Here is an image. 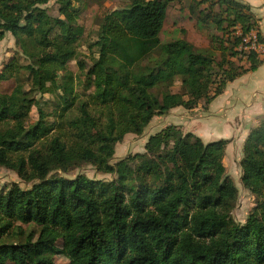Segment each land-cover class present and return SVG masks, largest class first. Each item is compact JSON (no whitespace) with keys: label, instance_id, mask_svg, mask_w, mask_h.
<instances>
[{"label":"trees","instance_id":"1","mask_svg":"<svg viewBox=\"0 0 264 264\" xmlns=\"http://www.w3.org/2000/svg\"><path fill=\"white\" fill-rule=\"evenodd\" d=\"M49 2L0 0V42L9 32L27 60L13 57L0 71V82L18 80L10 94L0 93V167L30 183L0 187V264H56L57 254L70 264H264V118L242 145L240 180L257 198L242 224L232 216L238 190L224 164L227 139L204 142L168 124L148 136L141 152L112 161L126 134H141L154 116L177 106L206 105L228 81L261 64L255 51L238 49L252 29L262 41L250 5L196 1L204 4L198 21L222 30L211 36L212 49L222 50L217 57L184 38L160 44L168 0H128L104 15L90 65L77 61L84 89L93 88L85 99L67 70L84 30L74 23L78 8L56 0L55 16ZM157 46L145 71L132 72ZM240 56L245 65L230 59ZM178 77L184 89L173 92ZM48 84L55 120L46 123L38 108L37 130L28 135L35 94ZM82 164L112 177L57 173Z\"/></svg>","mask_w":264,"mask_h":264},{"label":"rangeland","instance_id":"2","mask_svg":"<svg viewBox=\"0 0 264 264\" xmlns=\"http://www.w3.org/2000/svg\"><path fill=\"white\" fill-rule=\"evenodd\" d=\"M196 1L197 0H168L165 19L159 32L160 44L178 38H184L190 41L199 52L206 53L207 50H213L211 36L217 35L220 37L222 35V30L217 29L215 24L212 22L208 21L202 23L198 21V11L204 8V4L198 5ZM72 3L78 8V19L74 23L82 26L84 30L77 42L75 57L67 63V70L72 72L74 75V81L76 83L75 89L78 97L88 99L90 93L93 91V88L90 87L88 90L84 89L82 83L85 80V75L84 71L82 72L79 70L77 61L80 59L84 61L87 66L90 65L91 57L95 54L97 48L94 45V42L97 39V33L100 24L103 21L104 15L113 9L126 6L128 4V0H72ZM46 8L51 15H58V3L56 0H50V2L46 5ZM252 14L255 16L253 12ZM159 48L160 47L157 46L152 52L147 54L146 57L137 60L132 66V72H144L148 60L157 54ZM22 51L23 49L18 40L15 39V37H13L9 32H6L4 38L0 42V71L13 57H18L19 62L21 64H25L27 60L25 56L22 55ZM214 52L217 57L222 56L221 49ZM240 57H233L230 59L235 64L245 65V56ZM60 74H63V71ZM20 78L24 88L29 89L30 77L28 74H26L25 71H21ZM17 82V78L14 77L1 81L0 93L6 95L10 94ZM183 89L184 87L181 85L180 78H176L171 90L173 92H181ZM35 98L39 103L37 105H33L29 112L27 119L28 135L33 134L37 130L34 124L39 119L38 108L42 109L45 115H47L46 123L51 124L52 121L55 120V117L51 114L54 109L55 95L51 92L49 84L47 85V90L44 93H36ZM176 117L178 116L165 114L156 115L152 118L141 134H126L123 140L116 144L115 154L112 161H116L127 155H133L137 152H141L144 149V143L148 136L154 133L161 126L169 123L170 119H175ZM214 139H216V137ZM236 151L238 152L237 148L228 146L226 155V172L231 176L238 190V197L234 209L232 210V216L237 222L242 224L246 220L249 212L255 206L257 198L252 192L242 186L239 163L238 161L237 163L233 161V153ZM240 153H242L241 147L239 148V154ZM57 173L68 178H74L77 175H84L90 179L109 180L112 177L110 174L97 171L90 164H82L78 167L69 169L66 172L57 170ZM13 182L17 183L23 189L30 186V183L22 180L15 171L5 167H0V187L2 188L4 186H8ZM21 227L22 230L27 231V229H29V227L25 224H22ZM61 245L62 244L58 242V246L61 247ZM54 261L56 264H70L68 258L62 254H57L54 257Z\"/></svg>","mask_w":264,"mask_h":264},{"label":"crops","instance_id":"3","mask_svg":"<svg viewBox=\"0 0 264 264\" xmlns=\"http://www.w3.org/2000/svg\"><path fill=\"white\" fill-rule=\"evenodd\" d=\"M239 1L249 4L257 17L261 43L264 45V0ZM258 56L263 60L255 70L228 81L223 91L206 105L201 101L192 109L177 106L169 110L165 115L178 117L170 119L166 125H177L184 133L191 132L204 142L227 139L224 164L226 166L228 146L238 149L233 153V161L239 163L242 156L239 148H242L249 131L264 118V53H258Z\"/></svg>","mask_w":264,"mask_h":264},{"label":"built area","instance_id":"4","mask_svg":"<svg viewBox=\"0 0 264 264\" xmlns=\"http://www.w3.org/2000/svg\"><path fill=\"white\" fill-rule=\"evenodd\" d=\"M236 33L240 35V29H236ZM244 45L239 46V50L255 51L256 53H264V45L259 41L256 29H252L250 32L242 37Z\"/></svg>","mask_w":264,"mask_h":264}]
</instances>
